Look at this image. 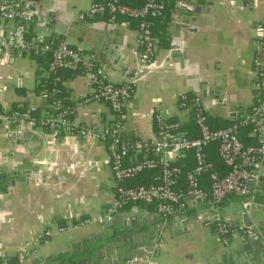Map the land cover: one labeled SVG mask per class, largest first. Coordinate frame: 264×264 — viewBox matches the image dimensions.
<instances>
[{
    "label": "crops",
    "instance_id": "crops-1",
    "mask_svg": "<svg viewBox=\"0 0 264 264\" xmlns=\"http://www.w3.org/2000/svg\"><path fill=\"white\" fill-rule=\"evenodd\" d=\"M185 1L174 0L166 26L168 48L155 47L152 63L140 69L124 106L123 132L128 138H157L152 119L156 109L183 125L188 116L177 107L181 94L199 96L206 113L224 120L243 117L254 104L253 60L257 59L264 69V0L201 2L202 10L193 16L194 21L181 29L179 7ZM24 3L35 14L32 32L62 40L83 55L94 57L108 81L122 84L139 68L136 30L130 22L111 24L101 17L77 20L90 0ZM103 35L109 42L108 54L97 50ZM258 39L262 43L259 47ZM24 58L31 60L14 52L0 53L2 111H9L13 104L30 110L43 105L40 97L32 95L37 65L31 60L32 67L24 66ZM41 76H46L45 71ZM62 85L79 126L109 119L105 105L86 101L90 87L85 77L70 75ZM1 176L12 184L0 193V261L14 260L25 247L28 256L24 264L65 262L72 250L95 240L102 221L112 217L107 214L113 194L108 155L98 142L53 136L43 130L2 129ZM237 200L241 205L242 200L235 197L217 205L188 199L185 207L173 214L182 218L181 226L173 231L159 226L161 240L147 246L146 257L135 264H213L223 245L245 240L236 229L225 236L215 230L216 219L242 227L235 224L231 214H225ZM256 201H262L259 194ZM119 212L126 213V219H138L137 229L143 227L148 214L156 218L155 222L151 220L153 226L161 219L136 205ZM44 232L48 236L38 239Z\"/></svg>",
    "mask_w": 264,
    "mask_h": 264
},
{
    "label": "built area",
    "instance_id": "built-area-1",
    "mask_svg": "<svg viewBox=\"0 0 264 264\" xmlns=\"http://www.w3.org/2000/svg\"><path fill=\"white\" fill-rule=\"evenodd\" d=\"M172 0H142L140 6L121 4L119 0H90L87 9L77 15V20L104 17L115 23L118 17L136 20V39L139 68L122 84L107 80L104 69L92 56L83 55L66 42L39 32H32L34 12L21 0H0V53L14 52L23 57L47 54L46 73L81 72L90 93L86 101L97 102L109 111V119L88 127L79 126L72 117V109L64 107L58 100L52 101L40 116L30 114V109L0 110V130H43L53 136L74 137L87 142L102 144L108 155V167L112 183V200L107 214L119 213L125 204H144L152 207L155 216L166 218L185 207L188 198L196 203L217 205L228 197L242 200L241 207L248 209L256 205V189L260 172L264 169V95L256 100L250 113L229 127L210 129L199 96L181 94L177 99L180 111L192 110L193 124L198 136L191 138L181 132V124L168 119L161 110L153 112L152 119L156 139L142 141L128 138L124 134L123 109L130 100L132 87L140 69L152 63L156 41L149 30V19L158 17L164 3ZM174 1V0H173ZM258 39V47L262 45ZM255 82L253 88L264 93V69L257 59L253 60ZM56 76L54 81H58ZM247 126L253 144H243L237 136V127ZM214 143L216 154L227 169L221 174L208 161L206 148ZM190 154L192 166L182 172L176 162ZM158 170L154 184L128 187L124 182L144 172ZM184 187L178 189L179 177ZM207 185L203 186V177ZM215 230L225 236L235 229L242 238L257 240L262 235L251 225L239 227L216 219ZM72 228H76L73 227ZM38 235L48 236V232ZM28 250L23 247L12 261L0 264H24Z\"/></svg>",
    "mask_w": 264,
    "mask_h": 264
},
{
    "label": "water",
    "instance_id": "water-1",
    "mask_svg": "<svg viewBox=\"0 0 264 264\" xmlns=\"http://www.w3.org/2000/svg\"><path fill=\"white\" fill-rule=\"evenodd\" d=\"M205 1L207 0H186L183 6L180 5L179 10L182 13V19L178 28H187L189 22L194 21L193 16L202 10L200 3ZM103 38L104 40L97 50L103 54H108L109 42L105 35ZM174 48L171 46V50H176ZM263 177L264 169L260 172L256 185L257 195L259 194L262 201H256V205L246 210L240 207V211L234 214L236 225L241 224L243 228L253 225L262 235V239L260 241L245 239L238 243L223 245L221 252L215 256L213 264H264V192L261 191V186L264 185V182L262 183ZM20 178L18 177L17 180H22ZM10 184L12 182L8 183L6 177L1 176L0 193H3L6 186ZM188 199L192 200L191 198ZM255 212L261 214V218L257 221L252 218ZM146 217L142 222L143 227L141 229H137L138 219H126V213L119 212L112 215L111 218L104 219L101 225V233L96 236L95 240H91L75 251L72 250L66 261L59 264H135L139 258L146 257L144 253L148 250L147 246L155 245L161 240V227L159 226L164 225V228L173 231L175 227L178 228L183 223L181 217L172 215L160 219L157 226H153L151 220L155 222L156 218L150 217V214Z\"/></svg>",
    "mask_w": 264,
    "mask_h": 264
},
{
    "label": "trees",
    "instance_id": "trees-1",
    "mask_svg": "<svg viewBox=\"0 0 264 264\" xmlns=\"http://www.w3.org/2000/svg\"><path fill=\"white\" fill-rule=\"evenodd\" d=\"M121 4H125L128 6H140L142 4V0H119ZM174 1H170L168 3H164L163 10L161 14L154 18V19H149V30L152 35V37L156 41V45L159 48H168L169 45V37L166 33V26L168 24V17L170 14V10L173 6ZM103 20L106 21V19L102 16ZM119 20L123 21H128L131 24L135 26L136 30V25L137 21L136 20H131L127 18H120L118 17L116 19V22ZM32 61L35 62L37 65V70H36V84L32 90V95L36 97H40L43 100V105L41 108H37L34 110L30 111V114L32 116L38 117L40 116V111H43L46 109V106H48L52 101L58 100L61 105L64 107H69L72 109V102L69 100V94L64 90L62 82L66 77H69L70 75L76 74V75H81V72H58L55 75L47 74L46 73V68H47V62H48V55L43 54V55H38V56H30L29 57ZM45 71L46 76L42 77L41 72ZM58 77V81H54L55 77ZM190 96L189 94H186ZM264 95L263 91L261 89L259 90H252V98L254 104L256 103V100ZM253 104V105H254ZM24 105L17 107V105L13 104L11 106V109H24ZM251 109V108H250ZM250 109L246 111V114L250 113ZM110 114V113H109ZM187 116L188 119L187 121L180 126V131L183 132L186 136L195 138L198 136V133L196 131V128L193 124V117L194 113L192 110H187ZM205 117H206V123L209 126L210 129H222L229 127L231 125L236 124L241 116H238V118L233 119V120H224L218 117L211 116L210 114L205 112ZM237 136L239 137L240 141L243 144H253V138L249 135L250 129L247 126H238L237 127ZM133 139V138H131ZM206 155L208 161L213 165L215 169H217L221 174H224L227 169L223 166L221 161L218 159L217 154H216V146L214 143H211L207 146L206 148ZM176 165H178L181 168V171H187L191 168L192 166V160L191 156L189 153H187L183 158L178 160L176 162ZM158 175V170L153 169L148 172L141 173L139 175H136L130 180H127L124 182L125 186L128 187H133L136 185H148V184H154L155 183V177ZM207 185V181L205 180V176L203 177V186ZM177 187L178 189H183L184 187V182L182 176L179 177L178 182H177ZM136 206L145 208L146 210H153L151 206L144 205V204H134ZM129 206H132L130 204H125L121 207L120 211H126ZM162 219V218H161Z\"/></svg>",
    "mask_w": 264,
    "mask_h": 264
},
{
    "label": "rangeland",
    "instance_id": "rangeland-1",
    "mask_svg": "<svg viewBox=\"0 0 264 264\" xmlns=\"http://www.w3.org/2000/svg\"><path fill=\"white\" fill-rule=\"evenodd\" d=\"M48 1H50V0H41V3L43 4L44 2H48ZM16 60H18V59H16ZM23 60V59H22ZM21 63H23L24 64V66H30V67H32V62H31V60H29V59H27V58H24V60L21 62ZM15 66H16V64H15ZM234 205H233V208L232 209H230V207L229 208H227L226 209V211H225V214H231V217L233 218V219H235V213L236 212H238V211H240V201L239 200H237V201H235L234 203H233ZM252 218H253V220H255V221H257V220H259L260 218H261V214L260 213H257V212H255V213H253V215H252ZM229 233H231V232H229Z\"/></svg>",
    "mask_w": 264,
    "mask_h": 264
}]
</instances>
